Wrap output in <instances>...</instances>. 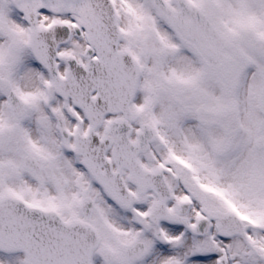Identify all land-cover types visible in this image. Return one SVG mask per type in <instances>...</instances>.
Listing matches in <instances>:
<instances>
[{
    "label": "snow or ice",
    "instance_id": "1",
    "mask_svg": "<svg viewBox=\"0 0 264 264\" xmlns=\"http://www.w3.org/2000/svg\"><path fill=\"white\" fill-rule=\"evenodd\" d=\"M0 264H264V0H0Z\"/></svg>",
    "mask_w": 264,
    "mask_h": 264
}]
</instances>
